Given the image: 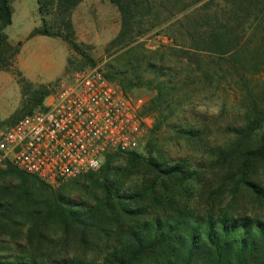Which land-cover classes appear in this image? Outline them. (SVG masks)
Wrapping results in <instances>:
<instances>
[{
    "label": "trees",
    "instance_id": "1",
    "mask_svg": "<svg viewBox=\"0 0 264 264\" xmlns=\"http://www.w3.org/2000/svg\"><path fill=\"white\" fill-rule=\"evenodd\" d=\"M11 1L0 0V68L6 65L3 53L8 38L3 30L12 23ZM79 1L61 3L76 5ZM111 1L125 11L130 6L124 0ZM203 1L193 0L194 7L186 13L202 12L214 2L208 0L198 7ZM246 5L247 10L252 8L251 3ZM258 11L253 23L244 22L249 21V12L234 17L238 26L230 18L207 14L203 18L208 24L188 29L190 42L180 47L182 57L203 58L201 71L207 88L220 90L227 79L246 78L247 71L255 74L250 67L262 66L264 71V36L260 40L255 37L264 21V4ZM35 33L56 35L46 28ZM127 62L131 65L133 61ZM136 62L140 70L144 60ZM144 68L155 71L156 86L140 74L130 78L105 75L121 88L127 81L129 88L137 85L134 79L139 85H152L157 94L144 113L156 116L152 131L158 133L166 115H172V104L167 103L173 98L171 90L183 80L169 85L173 81L162 67L150 63ZM251 80L247 78V84ZM263 101L252 95L244 122L231 130L234 139L212 149L216 157L207 177L191 163L168 157L152 143L147 155L126 152L121 161L116 159L118 152L108 153L98 170L58 188L14 166L0 171V175L19 174L23 179L15 187L0 185V264H264V217L234 208L233 203H218L237 195L254 196L264 203V184L259 180L264 171ZM178 131L186 139L205 140L198 128ZM72 191L89 199L77 200Z\"/></svg>",
    "mask_w": 264,
    "mask_h": 264
},
{
    "label": "rangeland",
    "instance_id": "2",
    "mask_svg": "<svg viewBox=\"0 0 264 264\" xmlns=\"http://www.w3.org/2000/svg\"><path fill=\"white\" fill-rule=\"evenodd\" d=\"M192 1L124 0L125 4L130 3L125 11L111 0H80L76 5L63 4L61 0H42V3L38 0H12V24L3 30L8 42L3 53L6 65L0 68V134L24 114L41 107L56 92L57 82L73 72L99 67L119 78L140 74L145 82L156 86L157 74L153 69L144 68L151 63L163 68L173 81L169 85L177 83L178 79L183 80L177 84L176 90H171L173 98L167 101L172 104V115H166L165 125L154 133L156 116L145 114L150 123L146 142L135 151L116 153L120 154L116 159L121 161L126 152L147 155L151 143L158 144L157 148L168 157L191 163L207 177L211 173L208 167L216 157L212 155V149L222 148L234 139L231 130L244 122V112L251 106L252 95L256 101L264 98V71L262 66L250 67L255 74L247 71L246 78L237 77L234 82L227 79L220 90L207 88V79L201 71L203 58H183L180 47L189 45V28L208 24L203 16L230 18L231 23L238 26L234 17L249 12L250 19L244 22L253 23L264 0H214L211 8L186 13L194 7ZM207 1L199 3L198 7ZM247 3L252 4L249 10L246 9ZM192 12L193 16L187 18V14ZM258 27L255 37L260 40L264 36V21ZM45 28L56 35L33 34L34 30ZM69 39L79 49H75ZM131 50L136 53H131ZM139 58L144 60L140 70L136 62ZM129 60L133 61L131 65L127 62ZM247 78L252 79L248 84ZM134 83L137 85L129 88L127 81L122 90L133 98H142L147 108L157 91L149 83L139 85L137 79ZM193 127L204 132L206 141L186 139L178 131ZM77 178L80 177L58 185L45 184L58 188ZM22 180L19 174L0 175L1 186L15 187ZM259 180L264 184V171ZM71 194L77 200L89 199L79 191ZM221 202L225 206L233 203L234 208L264 217V203L257 202L254 196L237 195L235 199L229 197L218 201ZM1 253L8 254V251Z\"/></svg>",
    "mask_w": 264,
    "mask_h": 264
},
{
    "label": "built area",
    "instance_id": "3",
    "mask_svg": "<svg viewBox=\"0 0 264 264\" xmlns=\"http://www.w3.org/2000/svg\"><path fill=\"white\" fill-rule=\"evenodd\" d=\"M145 108L99 67L73 72L41 107L0 134V171L14 166L58 185L96 170L108 153L144 145L150 127Z\"/></svg>",
    "mask_w": 264,
    "mask_h": 264
},
{
    "label": "crops",
    "instance_id": "4",
    "mask_svg": "<svg viewBox=\"0 0 264 264\" xmlns=\"http://www.w3.org/2000/svg\"><path fill=\"white\" fill-rule=\"evenodd\" d=\"M12 20H13V18H12ZM12 24V23H11Z\"/></svg>",
    "mask_w": 264,
    "mask_h": 264
}]
</instances>
